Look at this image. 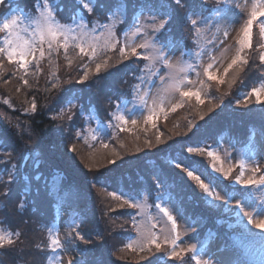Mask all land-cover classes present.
Wrapping results in <instances>:
<instances>
[{
	"label": "rangeland",
	"instance_id": "1",
	"mask_svg": "<svg viewBox=\"0 0 264 264\" xmlns=\"http://www.w3.org/2000/svg\"><path fill=\"white\" fill-rule=\"evenodd\" d=\"M19 1L10 0L5 5L14 7ZM205 2L206 7L202 10L189 5L191 7L185 9L183 15L181 13L188 31L185 37L179 39H169L165 36L168 34L171 18L176 17L174 5L169 7L157 5L136 16L132 14L129 19L128 14L119 8L109 10L108 14L101 18L95 16L94 11L87 12L88 16L69 14L64 18V14L55 11L54 0H47V8L44 7L46 0H42L12 10L20 16V22L15 26V34L19 36L16 42L21 45L27 42L33 48L39 45L44 51V56L41 58L39 51L36 52V59L29 56L27 70L18 67L15 62H9L7 55L0 56V61L4 64L1 67L5 70L4 76L10 75L8 80L3 82L0 95L10 92L15 85H28L26 89L29 91L35 86L42 88L49 86L50 92L58 90L57 87L65 89L69 83L79 84L77 81L87 75L88 78L84 83L90 82L88 89L91 91L66 95V102L63 105L66 117L77 119L76 110L80 106L79 100L85 99V96L94 97L96 103L100 101L96 105V110L104 115H110L107 121L102 120L94 111L86 115L87 133L81 134V142L75 145V151L69 148V153L73 152L71 157L76 164L81 165V169L86 175L91 174L89 175L91 177L102 169L138 157L149 158L156 153V158L143 161L146 162L144 164L143 162L133 166L130 164L128 170L122 171L115 177L117 180L112 182L114 186L120 185L113 188L116 197L110 203L118 206L116 208L128 209L132 233L126 242L117 240L114 244L119 246L122 254L131 258V262L152 263L156 260L158 251L162 249L167 251L165 264L175 261L174 264H193V260L195 264L197 261L199 264H248L237 255L235 247L231 249L227 239L213 231H210L212 237L207 243L208 248L201 250V241L209 234L207 232L206 236L200 235V229L204 226L202 220L184 215L182 208L189 209L188 200L201 203L205 206L202 209L208 213L218 210L217 212L222 213L231 225L243 227L245 233L256 236L257 238L252 236L249 239H239V247L253 264H264V251H262L264 236L260 234L261 230L255 228L254 224L247 223L246 218L240 213V208L229 207L223 200L215 201L207 198L196 181L187 175L188 171H192L203 183L213 187L222 198L230 203L241 204V207L253 215L254 223L255 220H264V185L253 184L255 186L245 187V183L250 180L257 182L264 180V135L256 131L250 140L246 137L236 140L227 135L219 141L217 138L209 139L205 130H200L207 118L221 113V107L227 114L233 112L245 115L247 113L245 106L252 100L255 99L256 104H263L264 61L261 59L262 62L256 69L260 68L258 74L260 77H257L254 83H250L249 77L250 85L241 88V91L232 90L239 76L245 78L249 75L246 71L249 63V58H246L249 47L244 46L241 49L240 42L244 39V29L247 20L250 19L253 6L264 3V0H206ZM49 10L52 11L56 23L65 29L63 34L58 33L57 39L52 41L51 49L47 36L41 43V30L48 22ZM165 16L171 17L165 30L153 31L156 24ZM80 17H83V20ZM153 17L156 18L155 21ZM7 18L9 13L3 16L0 25ZM191 19L197 20L195 29L191 25ZM261 21H264V17H260L253 25L251 46L257 45L259 52H263L262 56H264V24ZM16 36L10 37L7 30L0 32V40L3 39L0 48L8 49L10 45L6 41L16 40ZM65 36L68 37L67 51L64 48ZM81 47L87 55L80 51ZM158 48L162 49L159 54ZM133 49L136 55H131ZM122 50L124 55H121ZM238 57L241 62L233 65V60ZM243 61L246 62L242 63ZM97 65L101 66L99 72L96 70ZM130 65L133 77L130 78L129 93L124 98L113 101L114 106L109 112L103 97L97 99L98 95L102 94L101 91L104 92L106 89L101 86L109 83L110 76L129 74L128 69L125 68ZM256 70L252 71L253 75ZM209 73L213 79H209ZM29 82L34 83L31 86ZM116 83L119 84L118 81ZM253 89L260 92L259 102L256 95L252 94ZM185 92L199 93L200 101L203 102L198 101L195 96H184ZM231 92L239 99H233L234 104L231 102L232 104L223 106L225 100L231 98L229 96ZM19 100L20 97H17L15 103L6 98L5 103L13 108L16 104H20ZM221 101L222 104L218 103ZM150 114L155 117L154 122H148ZM118 116H123L128 123L123 124L117 119ZM0 118L5 130L0 132L3 141L2 145L0 143V160L4 161L0 163L1 179L4 168H11L12 164L17 165V161L22 162L27 159H30V163L38 165L41 156L40 149L33 147L35 146L32 143L33 135H28L29 140L26 144L28 147L20 148L21 127L12 115L8 118L0 110ZM132 120L136 123L132 124ZM121 127L126 130L121 131ZM202 133L203 135H200ZM244 141L245 143L240 146ZM173 143H178L179 146ZM193 147L203 149L205 152H189L188 149ZM5 149L12 155L8 156ZM29 152L32 153L27 155ZM209 152L213 155H208ZM176 154L182 157L174 159ZM148 163L163 176H165L164 170L166 174L171 172L172 183L183 189L182 195L185 199L183 206L171 200V194L163 182L156 184L159 188L151 181L145 186L138 185L139 179H147V174L144 172L147 169L141 166L145 167ZM177 163L181 165L180 168L176 167ZM138 165L140 168H136ZM174 177L179 179V182ZM237 180L240 183H237ZM228 183L234 184V187L229 188L226 185ZM247 191L251 195L244 194ZM97 193L103 191L99 190ZM126 199L132 203V206L125 203ZM161 209H167L176 221L175 229L172 221ZM72 211L71 208L62 209L58 222L48 228L49 245L52 239H58L62 250L58 248L56 252L52 251L47 264H70V262L85 264V257L76 246V241H79L76 233L81 236V232L85 233V228L72 222L70 219ZM33 230L35 231L34 226ZM0 236L5 237V242H8L12 237L11 229L0 224ZM173 241L176 244L175 249H173ZM156 244L160 247L157 248ZM105 249L110 250V247ZM173 250L179 255L173 257ZM189 258H192V261H189Z\"/></svg>",
	"mask_w": 264,
	"mask_h": 264
},
{
	"label": "trees",
	"instance_id": "2",
	"mask_svg": "<svg viewBox=\"0 0 264 264\" xmlns=\"http://www.w3.org/2000/svg\"><path fill=\"white\" fill-rule=\"evenodd\" d=\"M38 1L42 0H20L14 7L0 6V21L4 15L9 13V8L11 10L15 7L24 8ZM205 1L183 0V6H180L175 4L174 0H88L94 6L95 16L99 18L106 16L108 11L113 8H119L122 12L128 14L129 19L132 14L136 16L157 5L162 7L174 5V15L176 17L171 18L168 34L165 35L169 39H179V37L183 38L187 35L188 26L182 18L183 13L186 12L185 9L193 6V8L196 7L198 10H202L206 7ZM54 2L55 11L64 14V18L68 17L69 14L88 16L87 11L77 0H54ZM176 8L177 11H175ZM2 40H0V45ZM262 54L263 52H259L257 45L253 44L248 48L246 58H249V63L246 71L249 75H246L245 78L239 76L232 91H237V89L241 91V88L248 87L250 85L248 84L249 77L250 83H254L256 78L260 77L258 75L260 68L259 70L256 69L262 62L260 61ZM2 66L4 64L0 61V92L3 90L1 89L3 82L10 77V75L8 77L4 76L5 70L1 68ZM130 67L131 65L125 68V70L128 69L129 74L123 73L110 76L109 83H104L101 86V88L105 87L106 89L104 92L101 91L102 94L98 95L97 99L100 100L103 97L104 102L107 103L106 109L109 112L114 106L113 101H116L117 98H124L129 93V82L130 78L133 77ZM253 70H256L255 75L252 73ZM116 81L121 85L117 84ZM32 83L34 82L28 84L31 85ZM89 83V81L77 85L69 83L65 89L57 87L58 90H52L51 92L49 86L43 88L35 86L29 91L26 89L28 85H15L10 92L0 95V110L8 118L12 115L21 127L20 148L28 147L26 145L29 140L28 135H33L32 143L35 145L33 147L40 149L39 155L41 156L38 165L30 163V159L22 162L17 161L16 170L11 177L8 174L10 168L2 170L0 191L7 194L0 195V224L11 229L12 243L9 244L4 240L3 245L0 246V264H47L52 253L49 245L48 228L58 222L60 213L64 208L73 209L70 219L73 223L80 224L85 228V233L81 232V236L87 243L80 239L76 241L77 249L85 257V264H144L141 261L131 262V258L122 254L119 246L116 243L114 244L117 240L126 242L132 233L131 220L127 214L128 209L116 208L118 206L110 203L116 197L113 188L120 185L116 184L114 186L112 182L117 180L115 177L120 175L122 171L128 170L130 164L131 166L137 163L142 164L143 161L147 162L148 159L151 160L157 156L155 153L154 156L151 155L149 158L138 157L132 161H125L105 170L102 169L97 173L95 172L91 177H89L91 174L86 175V172L81 169L82 166L76 164L71 157L73 152L69 153V148H73L80 143L81 134L87 133L85 128L87 114L94 111L104 121L109 119L110 114L104 115L98 112L96 105L100 101L96 103L92 96H85V99L79 100L80 106L76 110L77 119H68L63 105L66 102L67 94L90 92L91 89H88ZM19 92L21 93L18 94ZM229 96L231 98L225 100L223 104L222 101L218 103L224 106L232 104L233 99H239L232 92ZM17 97H20V104H16L15 107L11 108L5 103L6 98L17 103ZM262 103V105L256 104L255 99L249 102L245 106V110H247L245 115H238L233 112L227 114L224 108L221 107V113L213 114L207 118L202 123L200 130H205L209 139L217 138L219 141L227 135L236 140L244 137L250 140L256 134V131L264 135V101ZM33 105H35V110H33ZM4 131V124L0 118V132ZM77 133H79V136H77ZM200 135H203V133ZM2 142V138H0L1 145ZM244 143L245 141L241 142L240 146ZM173 144L179 146L178 143ZM30 153L32 152L27 153V155ZM181 157V155L176 154L174 159ZM146 162H143V164ZM136 168H140L139 165ZM141 168L147 169L144 171L147 174V179H139L138 185L145 186L151 181L156 186V184H162L161 182H163V185L171 194V200L182 206L185 204L183 203L185 200L182 195L183 189L172 183L173 177L168 168L169 174H166L164 170L166 177L151 168L149 163L145 167L141 166ZM144 176L142 175V177ZM174 179L177 178L174 177ZM10 180L11 182H9ZM177 180L179 182V179ZM226 185L229 188L234 187L232 183ZM156 187L159 188V186ZM99 190L103 193H97ZM187 202L190 207L189 209L182 208L183 213L189 218L202 220L204 226L200 229V235H205L208 232L209 236L212 237L210 231L220 234L227 239V244L231 249L235 247L236 242L234 240L249 239L253 236L245 233V228L231 225L225 216H222V213L217 212L218 210L208 213L202 209L205 206H202L201 203H193V201L189 202L188 200ZM21 203L24 205L23 208L20 207ZM112 206L114 207L109 212ZM33 226L37 233L33 230ZM253 237L257 238L256 236ZM105 247H110V250H106ZM240 251H243V249ZM166 258L167 251L160 249L156 254V260L147 264H165ZM189 261H192V258H189ZM193 264H195L194 260Z\"/></svg>",
	"mask_w": 264,
	"mask_h": 264
},
{
	"label": "snow or ice",
	"instance_id": "3",
	"mask_svg": "<svg viewBox=\"0 0 264 264\" xmlns=\"http://www.w3.org/2000/svg\"><path fill=\"white\" fill-rule=\"evenodd\" d=\"M10 0H0V6L5 5L6 3H9ZM77 2L79 4H81V6L88 12V13H92L94 6L92 4H90L88 2V0H77ZM174 3L180 6H183V0H174ZM45 8L48 7L47 5V0L46 3L44 5ZM260 17H264V3L262 4H258V5H254L251 11V16L250 19L247 20L246 23V27L244 29V39L241 40V49L244 48V46L247 47H251V35H252V29H253V25L256 23V21L260 18ZM170 16H165L163 18L160 19V22L158 24H156V27L153 29V31H163L165 30V26L167 25L168 21L170 20ZM187 18V17H186ZM48 22L47 24L44 26V28L41 30V43L44 41L45 36H47L48 39V43H49V48L51 49L52 47V41L57 39V35L58 33L63 34L65 32V29L63 26H61L60 24L56 23L53 15H52V11L49 10L48 11ZM81 20H83V17H80ZM155 17H153V20L155 21ZM20 22V16L16 13H13L11 8H9V18L5 19V21L3 22L2 25H0V32H4L7 30V34L12 37V36H16L15 34V26H17ZM191 25L193 26V29L196 28L197 26V20L195 19H191ZM262 24H264V21H261ZM68 31H71V29H68ZM191 31V30H190ZM19 40V36H16V40H8L6 41V43H8L10 46L8 49H4V48H0V56L2 55H7L9 62H15L18 67L20 68H24L25 70H27V65H28V57L31 56L33 59H36V52L39 51V55L42 58L44 56V51L39 47V45H37L35 48H33L31 45H28L27 42H25L23 45H21L20 43H17L16 41ZM158 40V38H157ZM67 46H68V37L65 36V40H64V48L65 51H67ZM142 47H147V45H142ZM80 51L82 53H84L85 55H87V53L84 52L83 47L80 48ZM162 51V49L158 48L157 49V53L159 54V52ZM121 55H124V52L122 50ZM131 55H136V51L135 49L132 50ZM260 59L262 61H264V56H261ZM240 61V58L238 57L236 60H233V65L237 64ZM246 62V61H244ZM100 65H97V72L100 71ZM231 67V65L229 66ZM87 75H84V77L80 80H78V83L83 84L85 82V80H87ZM209 79H213L211 73H209ZM27 83V82H26ZM254 95H256L257 97V101L259 102L260 100V92L257 89H253V93ZM184 96L186 97H191V96H195L197 98L198 101H200V94L199 93H192V92H185L183 93ZM201 103L203 101H200ZM33 110H35V105H33ZM118 120H121L123 122V124H127L128 121L126 119H124L123 116H118L117 117ZM155 117L153 115H149L148 116V122H154ZM132 124H135L136 121L132 120L131 121ZM126 130L125 128L121 127V131ZM77 136H79V133H77ZM71 151H75V148L73 147L71 149ZM189 152H198V151H203V149L200 148H189L188 149ZM5 152L8 156H11V152H8L7 149H5ZM208 155L212 156L213 153L209 152ZM0 163H4V161L0 160ZM176 167L180 168L181 165L179 163L176 164ZM16 170V166L15 164L11 165V168L9 170V176H12V173H14ZM219 171V169H217ZM187 175L189 177H191L192 180L196 181L197 185L199 186V188L202 190L203 194L207 197L210 198L211 200H215V201H221L223 200V202L226 205H229V207L234 206L235 208H240V213L243 215L244 218H246L247 223L249 225H253L254 227L257 229H260V234L262 236H264V220H255L254 223V217L253 215L247 211L246 209H244L243 207H241V204L232 202L230 203L228 200L222 198L213 187H209L208 185H206L205 183H203L200 180V177L197 175H194L192 171H188ZM11 182V180L9 181ZM237 183H240L239 180H237ZM253 184H257V186L260 185H264V180H261L259 182L254 181V180H250L248 182L245 183V187H249ZM5 187H7V185H5ZM7 193L4 191H0V195H6ZM119 199V197H118ZM125 203H128L130 206H132V203L129 200H125ZM21 208L24 207L23 203H21L20 205ZM164 214L166 216H168L169 220L172 221V225H173V229H175L176 227V221L172 218V216L169 214V212L167 211V209H161ZM70 227L75 228L76 225H70ZM77 237L84 241V238L82 236L79 235V233H76ZM5 240V237L0 236V246L3 245ZM85 243H87V241H84ZM8 243L11 244L12 240L9 238L8 239ZM153 243H156L155 241H153ZM51 250L53 252H56L58 248H60L62 250V246L60 244V241L58 239H52L51 240ZM156 247L159 248L160 245L156 244ZM176 244L175 241H173V249H175ZM193 254L195 255V249L192 250ZM262 251H264V249H262ZM179 255V253H177L175 250H173L172 252V256L175 257ZM71 264V262H70ZM197 264H199V261H197Z\"/></svg>",
	"mask_w": 264,
	"mask_h": 264
}]
</instances>
